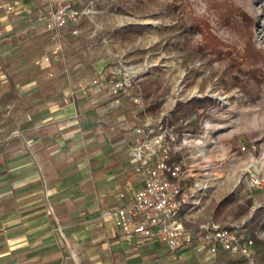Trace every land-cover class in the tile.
Here are the masks:
<instances>
[{
  "label": "crops",
  "instance_id": "obj_1",
  "mask_svg": "<svg viewBox=\"0 0 264 264\" xmlns=\"http://www.w3.org/2000/svg\"><path fill=\"white\" fill-rule=\"evenodd\" d=\"M40 7L6 13L0 4V264H160L173 251L141 237L126 241L112 220L97 217L125 201L118 193L129 199L140 187L128 158L131 104L122 98L112 107L105 93L68 88L106 67L90 56L98 28L85 27L87 19L76 35L65 27L63 60L36 67L53 46L36 21Z\"/></svg>",
  "mask_w": 264,
  "mask_h": 264
},
{
  "label": "rangeland",
  "instance_id": "obj_2",
  "mask_svg": "<svg viewBox=\"0 0 264 264\" xmlns=\"http://www.w3.org/2000/svg\"><path fill=\"white\" fill-rule=\"evenodd\" d=\"M78 1L83 5L89 0ZM94 9L99 14L85 25L98 28L89 37L91 44L96 43L90 56L104 66L112 57L114 62L115 55L131 64H146L141 87L153 92L143 98L152 125L168 117L177 103L203 97L215 102L198 132L184 135L175 152L192 175L184 178L185 185L196 178L206 186L199 206L187 214L194 223L187 225L209 219L240 222L264 208V82L256 85L242 79V87L232 86L233 75L245 67L240 55L248 31L256 48L264 51V0H99ZM239 11L249 16L250 25ZM196 20L208 24L223 43L222 51H231L230 57L213 59L209 51L198 54L203 40L192 29ZM82 38L76 41L82 44ZM128 123L142 124L131 116ZM250 175L261 182L260 187L251 186ZM230 193L236 194L237 204L251 199V207L237 215L231 205L214 219L217 203ZM256 231L263 244L254 247V261L264 264V226ZM160 258V264H240L228 255L209 257L196 246Z\"/></svg>",
  "mask_w": 264,
  "mask_h": 264
},
{
  "label": "built area",
  "instance_id": "obj_3",
  "mask_svg": "<svg viewBox=\"0 0 264 264\" xmlns=\"http://www.w3.org/2000/svg\"><path fill=\"white\" fill-rule=\"evenodd\" d=\"M34 1L41 4L36 12V21L51 33L54 42L50 51L37 59L34 65L50 66L63 60L58 44L61 31L70 26V33L76 35L77 26L83 19L93 23L94 0L80 6L66 0H0V4L6 13H12L16 6ZM146 69L144 63L131 64L121 55H115L112 64L92 77H82L68 85L71 95L75 91L87 95L105 93L112 107L118 106L125 98L132 106L131 118L143 119L140 126L131 129L128 144L129 164L139 179L140 187L129 199L123 192L118 193V199L125 201L101 209L97 217L112 220L126 241L141 237L157 241L173 252L195 245L209 257L228 255L240 264H256L255 239L262 237L258 231L250 233L251 217L240 222L222 224L209 219L195 223L193 227L187 225L194 223L187 214L199 206L200 195L205 192L206 186L196 178L186 186L184 178L192 175L184 169L181 161H171V153L177 152V144L180 140L183 144L185 137L176 140L171 129L162 122L167 117H161L152 125L141 87ZM249 179L251 186H261L253 175Z\"/></svg>",
  "mask_w": 264,
  "mask_h": 264
},
{
  "label": "trees",
  "instance_id": "obj_4",
  "mask_svg": "<svg viewBox=\"0 0 264 264\" xmlns=\"http://www.w3.org/2000/svg\"><path fill=\"white\" fill-rule=\"evenodd\" d=\"M238 14L247 22L248 25H250L251 19L246 13L239 11ZM192 29L196 30L203 40L196 49L198 54L209 51L211 56H213V59H220L224 56L230 57L231 51H222L221 46L223 43L210 32L208 24L200 20H196ZM240 56L245 64V67L242 70H237V73L233 75L232 86L242 87V79L251 80L256 85L264 82V51L260 48H256L250 31H248L247 37L243 42ZM152 93L153 92L148 88L143 89V97L145 99ZM150 106L153 107L152 104ZM214 106L215 102L212 98H192L185 103H177L174 110L167 118H164L162 122L171 129L172 133L176 137V140L179 141L185 134L198 132L201 127L202 119L208 114L209 109ZM178 159V153H171V161L177 162L179 161ZM231 205H235V212L237 215H242L249 210L252 205V200L246 199L243 203L237 204L236 194L230 193L217 203L214 209V219H218ZM263 226L264 208H257L251 217L250 233L252 234L254 231ZM262 244V241L255 239L256 246H260Z\"/></svg>",
  "mask_w": 264,
  "mask_h": 264
}]
</instances>
